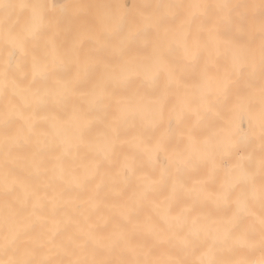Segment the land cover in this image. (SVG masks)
I'll use <instances>...</instances> for the list:
<instances>
[{
    "label": "bare ground",
    "instance_id": "1",
    "mask_svg": "<svg viewBox=\"0 0 264 264\" xmlns=\"http://www.w3.org/2000/svg\"><path fill=\"white\" fill-rule=\"evenodd\" d=\"M30 2L4 0L12 7L0 8V36L22 31L30 9L20 5ZM220 2L232 6L231 23L217 16ZM47 3L83 6L70 7L49 37L52 74L34 75L30 55L9 60L0 41V244L18 237L21 247L47 251L60 229L91 233L103 246L126 237L133 251L124 258L158 264L198 261L213 243L216 260H259V228L252 246L236 238L264 212L259 198L232 235L226 220L247 191L237 161L260 156L259 7L246 31L233 27L247 17L236 6L260 0ZM81 24L98 38L81 34ZM161 139L165 149L155 152ZM225 191L228 202L217 198ZM37 197L44 207L33 212ZM184 237L194 246L183 248ZM10 258L0 247V259Z\"/></svg>",
    "mask_w": 264,
    "mask_h": 264
},
{
    "label": "snow or ice",
    "instance_id": "2",
    "mask_svg": "<svg viewBox=\"0 0 264 264\" xmlns=\"http://www.w3.org/2000/svg\"><path fill=\"white\" fill-rule=\"evenodd\" d=\"M12 5L5 4L4 0H0V8H10ZM20 7L30 9V17L28 23L24 26L20 33H13L9 31L6 35L0 36V41L3 42L5 50L8 53L9 60L16 54L21 53L25 56H31L32 69L34 75L52 74L49 69V63L55 61L50 60L51 46L49 37L60 26L61 20L68 15V9L83 8L82 5H62L57 9L55 6H50L47 0H35L27 4H22ZM188 7H203L199 4L189 5ZM217 16L222 23H231L232 6L227 3L220 2L216 6ZM243 8L247 12L245 20L237 22L233 25L234 30L238 33L244 32L249 27V21L255 15V9H260L261 31L264 33V0H260L259 5L255 3H247L236 6ZM225 10H228L225 12ZM243 15V14H242ZM147 22H151L152 17L146 18ZM81 34L88 39H97L98 35L87 24L79 26ZM130 33L134 36L131 26ZM80 40L77 39L73 43L72 53L78 52ZM250 71H256L254 66H250ZM259 72L262 81H264V43L261 44L260 49V63ZM65 84H72L71 81H64ZM262 95H264V87H262ZM261 136H260V156L256 161L253 154L241 155L237 161L235 168L239 170L240 177L238 183L246 186L247 191L241 193L232 204L234 210L232 215L226 220V232L229 235L233 234L234 229L239 228V222L243 215L252 216L250 211L251 202L259 198L262 205H264V110L261 113ZM222 147L225 151L231 152L236 149V145L232 142L231 135L228 131L225 132ZM165 149V142L163 139L159 140L155 145V152ZM148 160L151 161L152 155L148 154ZM257 170L259 172V184L257 186ZM163 178L164 174L161 173ZM175 191V185L173 186ZM15 190V185L6 191L12 192ZM192 191H197L193 189ZM231 195L230 191L222 192L218 195V199L223 202H228ZM33 205V212L42 211L44 205L39 202ZM260 232V245L262 255L259 260L251 261L245 258H237L226 261H219L214 258V243L209 246L208 250L204 252L198 261H189L182 257H176L173 260L165 261L164 264H264V212L258 218H253L243 227L236 237L241 242L248 244L256 229ZM43 236V232H41ZM18 237L5 239L0 247L3 248L6 254H10L12 258L8 260L0 259V264H158L153 261H142L136 259L124 258L122 252H128L129 255L133 249L128 245L127 238L121 237L110 246H103L96 242L91 233L74 232L71 234H64L62 230L55 229L51 232L47 244L50 247L47 251H43L45 245L39 244L32 247H21L17 243ZM181 244L183 248L194 246L195 241L187 237L182 238Z\"/></svg>",
    "mask_w": 264,
    "mask_h": 264
}]
</instances>
